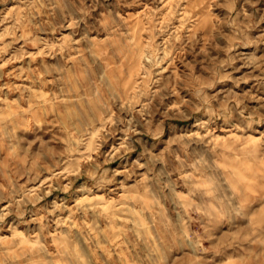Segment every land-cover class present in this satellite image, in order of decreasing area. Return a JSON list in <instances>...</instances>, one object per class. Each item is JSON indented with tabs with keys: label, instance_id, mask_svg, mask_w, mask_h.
I'll return each mask as SVG.
<instances>
[{
	"label": "rangeland",
	"instance_id": "rangeland-1",
	"mask_svg": "<svg viewBox=\"0 0 264 264\" xmlns=\"http://www.w3.org/2000/svg\"><path fill=\"white\" fill-rule=\"evenodd\" d=\"M0 264H264V0H0Z\"/></svg>",
	"mask_w": 264,
	"mask_h": 264
},
{
	"label": "bare ground",
	"instance_id": "bare-ground-1",
	"mask_svg": "<svg viewBox=\"0 0 264 264\" xmlns=\"http://www.w3.org/2000/svg\"><path fill=\"white\" fill-rule=\"evenodd\" d=\"M140 21L141 19L137 23ZM150 44V41H143L138 35H135L132 41H126L121 46L123 51L122 62L108 56L104 57L105 64L101 74L102 86H100L99 100L105 109L111 107L112 99L119 98L125 101L135 96L147 84H150L153 79V65L158 64L162 70L165 68L163 63L165 55L156 56L157 53L154 52V48L152 49ZM165 54H169L168 48L165 50ZM104 108L98 110L100 115L104 112Z\"/></svg>",
	"mask_w": 264,
	"mask_h": 264
}]
</instances>
